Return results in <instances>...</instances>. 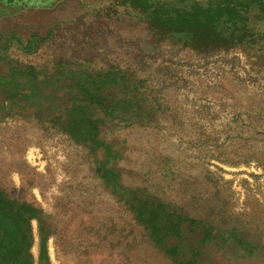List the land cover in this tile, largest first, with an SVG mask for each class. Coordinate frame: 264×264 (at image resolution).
Here are the masks:
<instances>
[{
  "label": "rangeland",
  "instance_id": "374dc122",
  "mask_svg": "<svg viewBox=\"0 0 264 264\" xmlns=\"http://www.w3.org/2000/svg\"><path fill=\"white\" fill-rule=\"evenodd\" d=\"M0 264H264V0H0Z\"/></svg>",
  "mask_w": 264,
  "mask_h": 264
},
{
  "label": "trees",
  "instance_id": "16d2710c",
  "mask_svg": "<svg viewBox=\"0 0 264 264\" xmlns=\"http://www.w3.org/2000/svg\"><path fill=\"white\" fill-rule=\"evenodd\" d=\"M184 22H187V18H184ZM206 24V23H205ZM205 24H201L202 26H206ZM223 39V38H222ZM28 212V206L26 204L19 205L16 212L14 213L13 220H18V219H27L25 214Z\"/></svg>",
  "mask_w": 264,
  "mask_h": 264
}]
</instances>
